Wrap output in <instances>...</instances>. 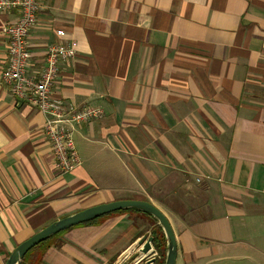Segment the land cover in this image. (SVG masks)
<instances>
[{"label":"crops","instance_id":"1","mask_svg":"<svg viewBox=\"0 0 264 264\" xmlns=\"http://www.w3.org/2000/svg\"><path fill=\"white\" fill-rule=\"evenodd\" d=\"M38 3L29 71L49 45L72 44L51 98L101 116L76 127L79 166L58 176L43 116L0 79V264L54 220L120 200L166 216L175 264H264V0ZM17 18L0 10V78ZM147 221L73 227L38 264H118Z\"/></svg>","mask_w":264,"mask_h":264},{"label":"built area","instance_id":"2","mask_svg":"<svg viewBox=\"0 0 264 264\" xmlns=\"http://www.w3.org/2000/svg\"><path fill=\"white\" fill-rule=\"evenodd\" d=\"M16 9L18 18L3 30L7 42V66L1 73L2 85L16 98L26 101L43 116V134L50 144L58 176L79 166L72 135L76 127L100 118L101 111L89 106L65 107L51 98V89L61 65L72 63L77 52L72 44H51L41 71L30 72L28 38L36 25L38 0H0V10ZM152 257H159L154 252Z\"/></svg>","mask_w":264,"mask_h":264},{"label":"water","instance_id":"3","mask_svg":"<svg viewBox=\"0 0 264 264\" xmlns=\"http://www.w3.org/2000/svg\"><path fill=\"white\" fill-rule=\"evenodd\" d=\"M126 210L143 212L156 221L165 238L164 264H175L177 244L168 219L153 204L142 200H120L100 204L57 219L16 246L7 257L5 264H19L31 249L60 232H64L102 216ZM152 243L153 237L147 233L143 234L134 242L125 255H130L131 263L145 260L146 264H152L155 262V259L152 257L154 254Z\"/></svg>","mask_w":264,"mask_h":264},{"label":"trees","instance_id":"4","mask_svg":"<svg viewBox=\"0 0 264 264\" xmlns=\"http://www.w3.org/2000/svg\"><path fill=\"white\" fill-rule=\"evenodd\" d=\"M129 213L143 215L146 218H148V220H150V221L152 220V222L155 224L150 230V236L153 237L152 245H153V248H154V252H156L157 256L159 257L158 259H156V264H164V257H165V238H164V235H163L160 227L157 225L156 221L153 218H151L150 216H148L147 214L143 213V212H140V211H137V210L119 211V212H115V213H111V214L102 216V217H100L98 219L92 220V221L87 222L85 224H81L79 226H82V225H98V224L101 223L102 218H104L106 216H109V215H112V214H129ZM61 218H63V217H61ZM148 229H149V226H148ZM145 230H147V229H145ZM145 230H144V232H145ZM62 234H63V232H61L59 234H56V235L48 238L46 241L40 243L39 245H37L33 249H31L24 256V258L19 262V264H38V262H40V259H41L42 255L45 253V251L47 249H49L52 245L53 246H58V245H60V243H62V241H61V235Z\"/></svg>","mask_w":264,"mask_h":264},{"label":"rangeland","instance_id":"5","mask_svg":"<svg viewBox=\"0 0 264 264\" xmlns=\"http://www.w3.org/2000/svg\"><path fill=\"white\" fill-rule=\"evenodd\" d=\"M152 223H153L152 220L151 221L148 220V224L147 225L150 226V225H152ZM153 225H155V224L153 223ZM146 229L147 230H145V229L144 230L146 231L147 234H149L150 230H148V227ZM146 233H144V234H146ZM129 248L125 252H123V254L121 256V259L119 260L118 264H129V263H131L130 255H125V253L129 250ZM132 252H134V251L132 250ZM123 260H126V261L123 262ZM120 262H122V263H120ZM176 264H181V262L178 261ZM214 264H249V261H246V260H243V259L238 260L236 258H229V259L228 258H225V259L221 258L219 262L217 261Z\"/></svg>","mask_w":264,"mask_h":264}]
</instances>
